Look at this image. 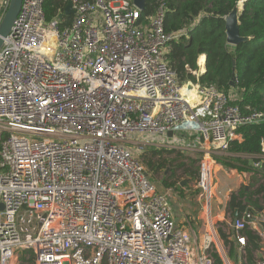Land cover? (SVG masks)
I'll return each instance as SVG.
<instances>
[{"label":"built area","instance_id":"2783aa9c","mask_svg":"<svg viewBox=\"0 0 264 264\" xmlns=\"http://www.w3.org/2000/svg\"><path fill=\"white\" fill-rule=\"evenodd\" d=\"M68 1L72 19L60 29L45 20L44 0H23L0 48V264H16L22 250L34 264H233L226 240L241 264L244 230L259 237L254 264H264V210L233 218L210 207L213 152L264 113H243L231 92L178 82L165 54L185 32H165V0L145 25L128 0ZM8 5L0 0V18ZM169 132L201 140L200 239L191 221L175 223L171 190L157 189L130 146L136 134Z\"/></svg>","mask_w":264,"mask_h":264},{"label":"trees","instance_id":"16d2710c","mask_svg":"<svg viewBox=\"0 0 264 264\" xmlns=\"http://www.w3.org/2000/svg\"><path fill=\"white\" fill-rule=\"evenodd\" d=\"M67 2L68 0H44L45 20L48 22L57 18L60 29L68 26L72 17L64 14ZM160 2L145 1L139 19L142 24H147ZM234 7L239 10V34L249 38L236 47L226 44L224 33V18ZM163 26L166 33L185 32L178 40L167 45L165 54V61L180 84L190 82L202 89L213 86L224 94L236 91L239 97L233 104L243 113L250 110L264 113V0H165ZM200 57L204 58V70L196 77L192 72L198 70L197 60ZM233 68L236 79L231 86ZM236 133L237 138L229 144L228 155H213L212 159L223 169L235 171L239 175H249L251 182L257 183L260 178L264 179V166L258 171L247 159L230 155H259L264 143V123L242 126ZM164 153L175 152L164 148H146L139 153L150 176L171 169L176 161L183 159L187 164L179 162L177 167L183 169L186 177L197 182L198 171L195 164L200 158L199 153H195L193 158L179 151L178 156L173 159L163 157ZM257 162L259 159L253 160V163ZM160 184L163 187L161 189L176 188L183 196V189L175 186L174 182L169 183L162 178ZM253 186V183L248 184V188ZM248 188L241 186L237 192L230 194L227 208L232 215L237 211L239 217L247 209L258 212L260 204L264 203V195H261L264 185L255 190ZM219 233L226 240V236ZM242 233L247 241L244 249L245 264H254V253L261 249L260 239L251 231L244 230ZM225 243L229 246L228 260L236 264L237 243L234 240H226ZM214 258L216 264H221L217 256ZM18 259L19 264H34L33 254L26 250L20 251Z\"/></svg>","mask_w":264,"mask_h":264},{"label":"rangeland","instance_id":"374dc122","mask_svg":"<svg viewBox=\"0 0 264 264\" xmlns=\"http://www.w3.org/2000/svg\"><path fill=\"white\" fill-rule=\"evenodd\" d=\"M231 94L235 98L239 97V93L236 91H231ZM176 137H177L176 134H174V136L172 137L159 136V135L148 136L147 134H138V135L136 134L130 137V140L134 142L130 146L134 149V151H137L138 154L140 153L142 149L145 150L146 148L156 149L162 146H172L173 148H176V149L169 148V147L164 148V149L174 150L175 153L173 154L164 153L163 157H167V158L169 157L173 159L178 156V152L180 151V149H178L176 146L177 145L181 147L184 146V144H181L175 141ZM194 154L195 152L193 153L188 152L184 155L195 158ZM201 158H202V155L200 154V158L196 161V164H195V167L197 168V171H198L197 177L199 175V162ZM179 162H184L185 164H187L186 160L184 161L183 159L178 160L172 165L171 169H168L167 171L159 172L157 174H152L151 179L153 180L157 189L160 192H165L168 190V189H161L163 188L160 184V181H162V178L167 180V182L169 183L174 182L175 186L177 185V187H179L180 189H183V196H181L174 186L173 187L175 189L170 188L171 191H169V200H170L171 206L173 207L172 210H174V212L177 214V216H179V218L181 215L183 223L186 220L191 221V224L193 223L192 225L196 233V236L198 237V239H200L202 227L204 225V221L206 218V213L204 211V200L202 199V195L204 193L197 186V183L193 182L192 180H190L188 177L185 176L182 168L177 167ZM210 170H211L210 192L212 194L211 206H210L211 215L215 216L216 213L220 211L219 206L223 205L224 211H227L224 213L226 216L228 215L229 217V214H231V212L228 211L226 203L229 199L230 194L232 192H237L242 186V185L236 186L232 182L234 176L239 175V174H237L235 171H227L223 169L219 164L213 161V159H212V165L210 167ZM250 183L255 184L254 182H251V180L249 184ZM192 218H194L195 221H193ZM16 264H19V259ZM24 264H27V263H24Z\"/></svg>","mask_w":264,"mask_h":264},{"label":"water","instance_id":"95a60500","mask_svg":"<svg viewBox=\"0 0 264 264\" xmlns=\"http://www.w3.org/2000/svg\"><path fill=\"white\" fill-rule=\"evenodd\" d=\"M23 0H9V5L6 9V12L4 15L0 18V48L3 43V39L7 37L9 34L13 23L17 17V14L20 10L21 4ZM146 0H132L134 6L139 10L142 11L145 6ZM64 14L67 16H70L73 14V11L71 9V4L68 1L64 8ZM239 10L237 7H234L231 12L224 18V33L226 36V44L228 46L236 47L240 43L247 42L249 40L248 37H242L239 34ZM232 65L234 66V62H232ZM235 74H234V68L232 69V81L230 83L231 86H233V82L235 81ZM187 89H191V84L187 86ZM168 137H171V133L169 132ZM0 209L2 210L3 207L0 205ZM237 211L234 212L233 218H237ZM259 225L261 226L262 230L264 231V221L259 222Z\"/></svg>","mask_w":264,"mask_h":264},{"label":"crops","instance_id":"0c3cea01","mask_svg":"<svg viewBox=\"0 0 264 264\" xmlns=\"http://www.w3.org/2000/svg\"><path fill=\"white\" fill-rule=\"evenodd\" d=\"M199 138V136L196 137L195 134H187V133H184V132H180V133H177V137L175 138V141L178 142V143H181V144H184L183 147L181 146H176L178 149H180V152H182L183 154H186L188 152H195V153H200L201 154V150H200V145H201V140L197 141ZM176 149V148H175ZM213 155H228L227 154V151L226 152H222V151H214L213 152ZM212 155V156H213ZM232 157H241V158H244V159H247L249 161V164L252 166L253 163V160L254 159H259L261 162L264 161V155L263 154H259L257 156H249V155H230ZM264 166V165H262ZM255 169V168H254ZM261 169V168H260ZM260 169H256V170H260ZM261 171V170H260ZM258 177H260V175H257ZM261 179V178H260ZM153 181V180H152ZM232 182L236 185V186H246L248 188V185L249 182H250V177L249 175H235ZM246 183V184H245ZM261 185H264V179H261L259 180L257 183L254 184V186L252 188H250L251 190H255L258 186H261ZM248 188V189H249ZM229 191V190H228ZM261 195H264V192L261 194ZM229 200V199H228ZM227 201V200H226ZM228 202V201H227ZM227 204V203H226ZM224 206L223 205H220L219 206V209L223 208ZM173 209V207H172ZM259 210H264V203H261L260 204V207H259ZM173 212V219L175 221V223L178 225V226H182V225H186L185 221L183 223V220H182V217L180 215V218L179 216H177V214L174 212V210H172ZM224 212H227V211H224ZM193 221H195L194 218H192ZM193 224V223H192ZM191 224V225H192ZM203 225V224H202ZM192 228H193V225H192ZM203 228H204V225L202 227V231H203ZM201 231V232H202ZM225 231V233L228 231V226L225 227V229L223 230ZM237 256H238V259H239V255L237 253ZM260 256V250L259 251H256L254 253V258L255 260L258 259V257ZM241 259V264H245L246 263V257H245V252L244 254L241 255L240 257Z\"/></svg>","mask_w":264,"mask_h":264},{"label":"bare ground","instance_id":"6f19581e","mask_svg":"<svg viewBox=\"0 0 264 264\" xmlns=\"http://www.w3.org/2000/svg\"><path fill=\"white\" fill-rule=\"evenodd\" d=\"M202 59H200V63L202 62V60H203V57H201ZM183 95L186 97V99L188 100V101H190L191 99H192V91H191V89H186V88H184L183 89Z\"/></svg>","mask_w":264,"mask_h":264}]
</instances>
